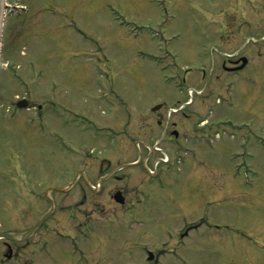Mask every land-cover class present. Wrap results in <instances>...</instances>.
<instances>
[{
    "label": "rangeland",
    "instance_id": "rangeland-1",
    "mask_svg": "<svg viewBox=\"0 0 264 264\" xmlns=\"http://www.w3.org/2000/svg\"><path fill=\"white\" fill-rule=\"evenodd\" d=\"M16 1L22 9L15 13L26 8L22 14L29 22L34 17L47 21L39 42L49 52L50 72L42 77L51 83V96L63 95L65 103L77 106L78 121L68 124L66 110L60 129L51 125L47 132L28 118L10 121L2 109L0 231L21 232L33 224L47 206L38 194L48 184L44 177L55 172L59 157L68 160L69 183L73 161L121 146L124 159L139 158L125 166L128 177L114 180L84 204L76 185L62 196L64 209L78 217L92 209L99 222L87 245L76 243L77 255L67 251L66 264H144L146 250L161 253L162 264H223L230 254L241 255V264H264V0L7 3ZM8 26L9 21L0 72L6 59H25ZM35 38L26 39L28 50L39 43ZM240 46L250 63L229 81L215 64L220 53H235ZM208 80H218L208 98L188 92L203 89ZM4 85L0 102L8 90L13 98L18 91ZM153 109L175 123L181 135L174 144H160L170 160L162 154L157 167V161L146 160V136L127 132L126 125L136 121L148 130ZM149 167L161 176L150 175ZM122 187L133 197L140 190L125 216L109 196V188ZM78 217H67L71 235ZM197 224L190 229L194 240L176 245L172 237Z\"/></svg>",
    "mask_w": 264,
    "mask_h": 264
},
{
    "label": "flooded vegetation",
    "instance_id": "flooded-vegetation-1",
    "mask_svg": "<svg viewBox=\"0 0 264 264\" xmlns=\"http://www.w3.org/2000/svg\"><path fill=\"white\" fill-rule=\"evenodd\" d=\"M19 9H22L19 2L16 1L15 3H9L2 27L0 57L2 56L3 41L6 36L4 34L6 31L5 27L6 23L9 21L10 26L7 27V34H11L13 39L12 43L19 46V54L22 52L23 56H25L23 58L25 59L24 63H20L19 60L15 58L17 56H15L4 61L6 69L5 71L3 70L0 72V91L6 88L4 83H11L16 86L15 88H17L18 91L13 98L10 91L8 90L6 92L5 90V97H1V101L3 98V102H0V112L3 108H6L10 121H15L14 118H28V120L34 121L36 126H39L48 132V128H50L51 125L56 131L60 129L62 126L61 118L63 117V113L68 110L69 119L67 120V123L74 126L78 121V114L76 111L77 106L73 104V102L65 103L63 95L59 97L51 96V83L50 81H44L42 77L45 71L48 75L50 72L49 52L45 45L42 44V41L39 42L43 31L47 28V21L34 17L33 19H30L31 22H29V15L22 14L25 10L21 13H15ZM15 14H19L20 17L16 20H12L11 17ZM20 22H22V28L15 27L17 26L15 24ZM30 34L38 37V39H35L36 42L39 43L37 45H31L28 50L29 44L26 39L28 40V38H30ZM4 50L8 54L7 49ZM241 50H243L242 46H240V49L235 53H220L223 56H221L219 63L215 64V66L218 65L219 70L223 72L226 77H229V81H232V75L236 76L237 74H240L250 63V58L240 52ZM222 75L218 77V80H220ZM202 78H206L205 70L202 71ZM211 78L212 75L209 79L211 80ZM210 80L207 81V84L203 89L196 91L191 90L193 93L200 94L201 96L205 95V97L208 98V96H211V94L214 93L215 86L218 82V80H215L210 84ZM212 84L215 85L210 87ZM75 95H77V93L73 94V97ZM69 104L76 109L69 107ZM154 110L155 109H153V112L150 115L151 122L149 123L150 128L148 130L144 129L143 125L145 124H137L136 121L132 124L127 122L126 125L129 127L127 132L139 133L146 136L148 141L146 142L147 144H144L149 153L146 160L147 162L157 161V167L160 164L159 162H162L163 160L162 154L164 156L168 155V152L164 151L160 144L165 141H168L169 143L173 142L174 144L179 140L181 135L179 136V131L177 130V125L175 123H171L166 115L165 118H161L160 115L163 114L159 112L156 113ZM52 119L53 124H51ZM121 131L122 130H119L118 133ZM49 139L48 136V140ZM136 143L139 146L142 144L141 141H137ZM64 145H66V143ZM64 145H62V147H64ZM107 153L109 154L102 156H84L78 158L77 161H73L74 169L71 172L73 178L69 183H66L68 160L64 157H59L57 159L59 161L57 169H54V173L46 174V177L44 178L48 181V184L43 187L44 190L40 188L41 192L38 193L40 196L42 193L41 199L43 200L44 205L46 204L47 206H44V209L35 217L33 224L28 228L33 227L46 213H49L48 217L44 219L37 229L25 239L0 238V247H2L0 249V264H66L67 251L72 255H77L79 248L76 247V243L78 245L88 244L87 240H90L89 235L94 233L99 226V222L95 219L96 216L93 214L92 209H86L85 212H90H86L84 216L80 214V217H78L77 214L72 213L73 210H70L69 208L64 209L65 205L62 204L63 201L61 203L60 201L63 199L62 196L67 193V185L72 184L71 186L76 185L82 194L79 204H84L87 201L86 198L88 196L97 197L99 192L107 190L108 186L113 183L114 180H124L127 176V168H125V166L133 165L130 163H136L139 159H124L121 156L123 153L121 146H118L112 152L107 151ZM140 161H138V163H140ZM150 169L151 167H149L148 172H150ZM109 189H111L109 191L110 193L108 192L109 196L112 197L114 202L112 207L120 208L124 213L123 216H125L131 211V208L134 207L135 203H137L138 199L136 200V197H138V191L140 190H138L137 195L133 197L130 196L125 187L115 190L113 188ZM33 190L32 195H34ZM117 193L120 194L116 196ZM80 212L82 213L84 211L80 210ZM67 213L71 216H67ZM76 216L79 219L73 224L74 228L70 227L75 232L74 235H71L72 232L68 230L69 221L67 217L72 218ZM120 221L126 222L127 220ZM195 226H199V224L192 225V227H183L176 236L172 237L176 240V245L178 243L182 244L184 240H194L192 236H190V229ZM14 232L16 231L14 230ZM41 232L43 234L38 235ZM149 252L153 253L152 259L148 258ZM160 255L161 253L146 250L144 264H146V259L147 261L149 260V262L153 261V264H162V262H160ZM230 255V261H224L223 264H241L244 261L241 255H234V257H232L233 254Z\"/></svg>",
    "mask_w": 264,
    "mask_h": 264
},
{
    "label": "water",
    "instance_id": "water-1",
    "mask_svg": "<svg viewBox=\"0 0 264 264\" xmlns=\"http://www.w3.org/2000/svg\"><path fill=\"white\" fill-rule=\"evenodd\" d=\"M5 0H0V33H1V28H2V20H3V15H4V8L6 7L5 5ZM160 106V105H158ZM157 106V107H158ZM156 107V108H157ZM120 193H117V195H119ZM49 215V213H46L44 216H42L38 221L37 223L29 228L28 230L26 231H23V232H0V237H9V238H20V239H25L27 238L28 236H30L34 231L35 229L39 226V224ZM149 259H152L153 258V253L152 252H149V256H148Z\"/></svg>",
    "mask_w": 264,
    "mask_h": 264
}]
</instances>
